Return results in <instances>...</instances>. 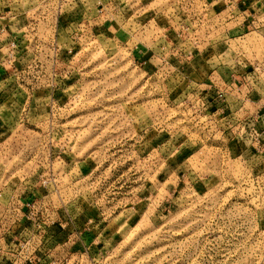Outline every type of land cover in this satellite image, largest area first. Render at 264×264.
<instances>
[{"label": "rangeland", "instance_id": "obj_1", "mask_svg": "<svg viewBox=\"0 0 264 264\" xmlns=\"http://www.w3.org/2000/svg\"><path fill=\"white\" fill-rule=\"evenodd\" d=\"M0 25V186L57 201L10 253L54 264L68 206L74 264H264V0H0Z\"/></svg>", "mask_w": 264, "mask_h": 264}, {"label": "crops", "instance_id": "obj_2", "mask_svg": "<svg viewBox=\"0 0 264 264\" xmlns=\"http://www.w3.org/2000/svg\"><path fill=\"white\" fill-rule=\"evenodd\" d=\"M1 28V25H0ZM2 38L0 37V40ZM0 46H5L4 43L0 42ZM3 51V50H2ZM7 56L0 52V76L4 75L6 72V68H8L6 63ZM18 147L13 146L16 152H22L21 147L19 150H16ZM23 148V147H22ZM60 153V152H58ZM53 171V170H52ZM56 174V173H54ZM23 184L22 182H17L14 184L9 183V186H17ZM6 185V184H5ZM53 185V183H52ZM14 190V188H13ZM9 188L6 186L1 189L0 186V245H2L6 249H18L14 242L19 238L24 239L23 236L25 234V229L27 230V222L24 218L25 215V203L27 201H35L36 204H39L41 207V212L44 214L45 208L47 206H55L54 198L55 196L52 193H42L37 190L32 193L30 191L28 194L8 192ZM17 191V190H14ZM68 206L65 209H59L57 212H54L53 217L61 218L63 220L68 221L69 224L63 226V229L59 226V224H55L49 226V232L55 235L54 238L52 236L48 239V242H45L44 245L39 247L37 255H41L42 257L46 254V261H53L54 264H74V257L76 256V251L79 249L80 244L76 241L77 234H83L86 231L84 222L88 223L90 218L86 216V214H82L77 217L76 214H72L71 211L69 214L64 210H68ZM69 212V210H68ZM83 224V225H82ZM61 235L59 236V234ZM90 234V232H89ZM9 261L15 257L14 253H7ZM25 259L22 257V260ZM35 259H37L35 257ZM25 262V260H23ZM38 262V261H37ZM41 264L44 262L40 261ZM5 264H9V262H5ZM29 264V263H23ZM37 264V263H33Z\"/></svg>", "mask_w": 264, "mask_h": 264}, {"label": "built area", "instance_id": "obj_3", "mask_svg": "<svg viewBox=\"0 0 264 264\" xmlns=\"http://www.w3.org/2000/svg\"><path fill=\"white\" fill-rule=\"evenodd\" d=\"M28 205L30 206V204H28ZM10 252H11L10 249H6L2 245H0V264H5V262H9V264H23V263L40 264L41 263L40 259L39 258L35 259L34 258L35 255H33V254H30V256H26V255L21 256V257L15 256L13 259H11V261H9L7 253H10ZM22 257L25 258V259H23V260H25V262L22 260ZM66 263L68 264V262H66Z\"/></svg>", "mask_w": 264, "mask_h": 264}]
</instances>
